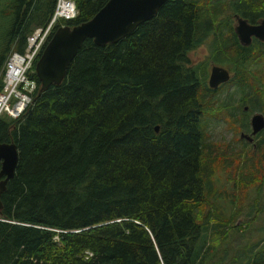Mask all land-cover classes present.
Returning a JSON list of instances; mask_svg holds the SVG:
<instances>
[{
  "label": "trees",
  "instance_id": "1",
  "mask_svg": "<svg viewBox=\"0 0 264 264\" xmlns=\"http://www.w3.org/2000/svg\"><path fill=\"white\" fill-rule=\"evenodd\" d=\"M106 1L75 0V17L56 27L89 20ZM222 1L248 24L264 19V0ZM54 2L0 0V80L7 56L23 52ZM208 11L202 0L167 1L114 44L84 40L59 85L38 93L33 75L37 88L24 113L0 117V143L17 152L0 194V264H208L228 232L241 229L233 224L238 209L210 221L202 118L214 112L208 98L231 85L243 116L264 114V42L240 46L227 16L209 56L229 79L209 89L186 58L213 28ZM242 144L256 151L248 169L261 174L259 192L264 129Z\"/></svg>",
  "mask_w": 264,
  "mask_h": 264
},
{
  "label": "rangeland",
  "instance_id": "2",
  "mask_svg": "<svg viewBox=\"0 0 264 264\" xmlns=\"http://www.w3.org/2000/svg\"><path fill=\"white\" fill-rule=\"evenodd\" d=\"M202 1L204 6H208V12L216 18V21L202 43L186 53V58L189 68L197 67L198 73L205 74L206 83L209 68L213 65L209 54L217 47L213 35L224 32L223 21L227 16L232 26L234 20L233 14L226 12V1ZM212 2L218 4L217 8H211ZM4 25L5 22L0 20V33L4 30ZM238 98L239 92L236 86H221L215 95L208 98L214 102L212 109L214 112L202 118L203 161L206 172L210 174L209 183L212 181L209 184L212 187L209 195L212 204L209 206L210 221L219 216L222 219L229 218L233 211L238 209L237 219L233 224L241 226L239 231L228 232L227 245L215 248L209 254L208 264H249L254 258L264 257H259V252L264 247V186L256 192L255 184L260 183L261 174L248 169L250 162L255 160L256 151H252L253 145L243 146V140L239 138L240 133H249L248 120L253 113H259L263 117L264 114L253 111L246 117L243 116L241 108L237 107ZM217 106L220 108L214 110ZM246 112L247 109L243 113ZM229 113L233 116H229ZM243 122L247 123L246 132L241 128ZM255 140H258V137ZM258 155L259 157L264 155V150H260ZM252 173L255 174L254 179L257 178L256 183L250 181L253 179ZM223 229L224 226L219 227V230L223 231Z\"/></svg>",
  "mask_w": 264,
  "mask_h": 264
},
{
  "label": "water",
  "instance_id": "3",
  "mask_svg": "<svg viewBox=\"0 0 264 264\" xmlns=\"http://www.w3.org/2000/svg\"><path fill=\"white\" fill-rule=\"evenodd\" d=\"M167 1L170 0H107L89 20L73 27H56L34 64L33 72L39 84L38 93L61 83L67 66L84 40L90 39L97 47L114 44L131 34L137 26L152 19ZM233 20V33L240 46H249L252 39L264 42V19L256 24H248L244 19L233 15ZM228 79L226 69L211 65L206 85L215 90ZM243 110L246 111V107ZM248 124L249 133H240L239 138L251 143L252 137L264 129V117L253 113ZM157 130L158 127L155 126L154 132ZM16 162L15 146L12 143H0V194L5 183L13 177Z\"/></svg>",
  "mask_w": 264,
  "mask_h": 264
},
{
  "label": "built area",
  "instance_id": "4",
  "mask_svg": "<svg viewBox=\"0 0 264 264\" xmlns=\"http://www.w3.org/2000/svg\"><path fill=\"white\" fill-rule=\"evenodd\" d=\"M75 15V0H55L48 22L26 37L23 52H11L7 56L0 80V117L17 119L24 113L37 88L33 78L34 62L57 23L72 20Z\"/></svg>",
  "mask_w": 264,
  "mask_h": 264
}]
</instances>
